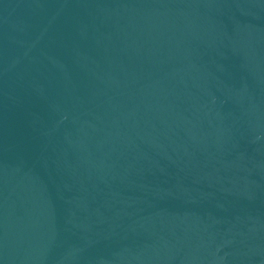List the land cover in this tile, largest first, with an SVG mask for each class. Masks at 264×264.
Segmentation results:
<instances>
[{
    "label": "water",
    "instance_id": "water-1",
    "mask_svg": "<svg viewBox=\"0 0 264 264\" xmlns=\"http://www.w3.org/2000/svg\"><path fill=\"white\" fill-rule=\"evenodd\" d=\"M0 264H264V0H0Z\"/></svg>",
    "mask_w": 264,
    "mask_h": 264
}]
</instances>
